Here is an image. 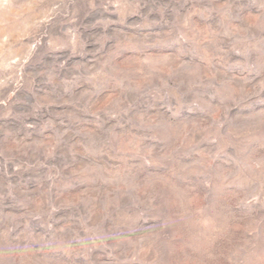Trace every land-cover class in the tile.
<instances>
[{
  "label": "rangeland",
  "instance_id": "374dc122",
  "mask_svg": "<svg viewBox=\"0 0 264 264\" xmlns=\"http://www.w3.org/2000/svg\"><path fill=\"white\" fill-rule=\"evenodd\" d=\"M0 264H264V0H0Z\"/></svg>",
  "mask_w": 264,
  "mask_h": 264
}]
</instances>
